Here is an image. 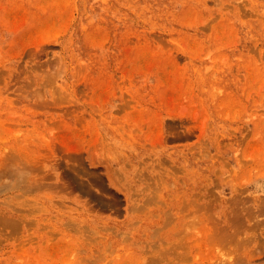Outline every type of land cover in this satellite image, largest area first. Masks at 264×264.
<instances>
[{"label": "rangeland", "instance_id": "1", "mask_svg": "<svg viewBox=\"0 0 264 264\" xmlns=\"http://www.w3.org/2000/svg\"><path fill=\"white\" fill-rule=\"evenodd\" d=\"M0 264H264V0H0Z\"/></svg>", "mask_w": 264, "mask_h": 264}]
</instances>
